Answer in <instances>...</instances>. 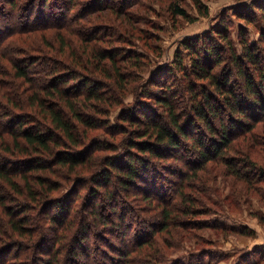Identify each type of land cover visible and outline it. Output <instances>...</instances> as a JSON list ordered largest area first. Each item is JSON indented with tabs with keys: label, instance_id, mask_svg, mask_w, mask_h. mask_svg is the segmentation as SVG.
Instances as JSON below:
<instances>
[{
	"label": "trees",
	"instance_id": "16d2710c",
	"mask_svg": "<svg viewBox=\"0 0 264 264\" xmlns=\"http://www.w3.org/2000/svg\"><path fill=\"white\" fill-rule=\"evenodd\" d=\"M47 1L30 0L37 25L23 13L13 27L6 16L23 2L0 0V264H169L156 234L172 239L177 218L193 227L195 206L211 211L210 165L264 182V30L251 41L213 25L143 73L153 63L140 48L156 46L139 24L92 28L84 15L112 10L107 0ZM258 3L249 8L263 15ZM88 181L90 208L77 207ZM250 253L245 264L262 259L254 248L239 257Z\"/></svg>",
	"mask_w": 264,
	"mask_h": 264
},
{
	"label": "rangeland",
	"instance_id": "374dc122",
	"mask_svg": "<svg viewBox=\"0 0 264 264\" xmlns=\"http://www.w3.org/2000/svg\"><path fill=\"white\" fill-rule=\"evenodd\" d=\"M21 1L23 5L18 9V17L15 18L14 13H12L6 16V18L10 19L13 27H21L22 24L20 23L26 21L21 19V14L24 13L27 17L29 16L31 18H27V24L30 27L37 25V22H34L32 15H30V10L33 9V5H29L30 0ZM60 1L61 0H51L53 4H57ZM127 1L129 0H107V4L111 3V5L114 6L112 10L107 12L95 9L84 16H86V18L88 16L89 20L94 21L92 23V28L94 27V23L95 27L113 26V22L116 26H119L120 20L123 19H126L130 25L139 24V26L148 33L149 42L156 46V50L154 51L147 50V48H140L141 51L145 54L147 53V55L152 58L153 63L149 68L145 67L143 73H146L147 70L150 71L151 68L158 65L169 66L177 48L179 47L181 50V41H183V39L192 40L198 37V35L208 33L209 29L214 27L213 25L219 27L222 23L228 22V25L231 26L230 31L234 38L237 36L238 27L239 29L242 27L244 29H242V31H246L248 39L251 41H257L260 32L264 30V25L261 20L245 23V21L241 19V17H245L243 11L247 13V17L257 16V18H260V16H264V14L262 15V13L260 11L257 12V10L256 14L252 13L249 5L254 0ZM176 1H179L180 5L185 8L186 13L189 15L188 18L178 15L174 16V14L171 13L172 5L170 8L168 3L170 2L171 4ZM256 1L264 8V0ZM47 2L46 8H49L51 2L50 0ZM5 3L6 4H1L3 9L9 7V3ZM130 3L132 5L129 6ZM79 6H83V4ZM72 11L75 12V10ZM234 12L237 13L238 17ZM84 19L85 18H81L80 21H84ZM67 20L65 21L66 23ZM222 20H224V22H222ZM3 21L4 19L0 18V27L3 25ZM54 22L56 24V20L50 22V24H52L50 27L45 26L44 31L51 32V30H55ZM3 29L2 27L1 32L4 31ZM157 44L158 47L160 46L159 48H157ZM237 47L239 49L240 45L237 44ZM261 126H264V123L262 124V122H259L258 125H255L256 130L260 133L262 132ZM261 135L264 136V134ZM260 162L264 164L263 160ZM209 167L212 168L208 176L210 179L208 186L211 189V195L209 196L211 200L209 208H211V211L202 213L203 207L195 206L196 212L192 219L196 224H193V227L192 224L184 222L185 217H180L177 218L175 230L177 228L181 234L175 233L172 239L168 238L164 241L160 239L163 235V231L159 230L156 234L160 246L167 251V263L239 264L238 262L242 260L240 264H245L244 260L248 257L250 261H254L255 258L253 254H248L244 259L239 256L247 254L249 249L254 248L256 252L259 253V256L262 257V259L258 260L259 262L257 264H264V182L239 180L236 175H232V173L227 171L226 167L219 162L213 163ZM165 174L168 175L170 173L167 171ZM58 178L61 180V174L59 173ZM58 182L60 181L58 180ZM87 183V185L84 183V187L78 189L81 193L78 194L77 200L75 201L76 204L79 203L77 207H80V205L83 206L84 204L85 207H89L91 204V200L93 199L91 191L94 189V183L89 181ZM114 186L116 188L118 185L113 183L112 188ZM101 189L102 188H99L97 192H102ZM120 191L122 190L120 189ZM130 191L131 193L129 195L133 197L134 191L131 189ZM101 194H103V192ZM35 213L36 212H33V214ZM88 215L89 218H92L89 212ZM157 219L158 217H155L152 223L149 221V223L145 225V228L150 231V228L157 223ZM123 221L127 222L126 218H124ZM128 225H131L130 221ZM101 226L102 223L100 222L99 228H101ZM108 226L109 223L105 230L103 228L101 229L104 231V236H109ZM134 226L135 225H133V228ZM130 227L129 231L132 230V225ZM185 233L195 235V240L184 236ZM92 239L96 244L95 251H97L95 252L96 254H94L95 256H93L94 260H101L98 247H104V243L102 244V239L97 240L95 237ZM195 241H197V243H195ZM204 250H206V253L209 252V254H201Z\"/></svg>",
	"mask_w": 264,
	"mask_h": 264
}]
</instances>
